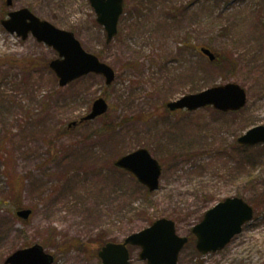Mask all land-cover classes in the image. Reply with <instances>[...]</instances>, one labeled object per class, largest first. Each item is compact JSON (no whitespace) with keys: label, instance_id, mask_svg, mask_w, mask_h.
<instances>
[{"label":"rangeland","instance_id":"obj_1","mask_svg":"<svg viewBox=\"0 0 264 264\" xmlns=\"http://www.w3.org/2000/svg\"><path fill=\"white\" fill-rule=\"evenodd\" d=\"M29 8L71 31L115 70L61 88L58 58L1 22ZM206 47L217 62L200 52ZM229 83L247 94L235 112H171L167 104ZM104 98L108 113L79 123ZM76 122V125L72 123ZM264 126V0H124L118 34L107 42L90 0H0V264L40 245L53 264H102L98 252L160 219L189 242L178 264H264V144L237 140ZM141 148L162 167L147 188L115 166ZM241 198L254 216L222 251L201 254L193 229L216 204ZM31 209L30 220L17 217ZM131 264H145L129 247Z\"/></svg>","mask_w":264,"mask_h":264},{"label":"water","instance_id":"obj_2","mask_svg":"<svg viewBox=\"0 0 264 264\" xmlns=\"http://www.w3.org/2000/svg\"><path fill=\"white\" fill-rule=\"evenodd\" d=\"M97 15V22L105 28L107 42L118 33V24L124 12V0H90ZM8 6L12 0H7ZM3 28L18 38L27 40L34 37L39 43L52 48L58 58L50 62V68L64 88L76 80L90 74L101 75L106 84L111 85L116 79L115 71L93 54L88 53L71 31L61 30L48 21L40 19L30 9L22 8L8 14L1 22ZM201 52L210 61L216 55L207 48ZM247 104L244 88L236 83L214 87L198 94L188 95L168 104L170 111H196L212 106L218 111H238ZM109 105L105 99H97L91 113L83 118L91 121L105 115ZM77 123L74 122L73 125ZM240 145L253 146L264 144V126L255 127L238 139ZM118 168L132 173L150 192L159 189L162 167L145 148L119 158ZM31 209H20L17 216L25 221L30 219ZM253 208L241 198H229L209 210L194 229L197 237V249L203 254L223 250L234 237L242 233L243 226L253 219ZM188 238L179 237L172 220L160 219L147 229L132 234L122 244L109 243L104 246L99 257L103 264H130L128 246L141 248L140 259L146 264H178L182 249ZM54 256L45 252L38 244L13 253L5 264H53Z\"/></svg>","mask_w":264,"mask_h":264},{"label":"trees","instance_id":"obj_3","mask_svg":"<svg viewBox=\"0 0 264 264\" xmlns=\"http://www.w3.org/2000/svg\"><path fill=\"white\" fill-rule=\"evenodd\" d=\"M218 61V60H217ZM217 61H215V62H217ZM214 62V63H215ZM150 194H152V193H150L149 192V195ZM8 199H5V197L3 198V196L2 197H0V208H3L4 206H6L9 202L7 201Z\"/></svg>","mask_w":264,"mask_h":264}]
</instances>
